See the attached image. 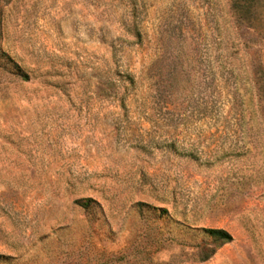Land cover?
I'll list each match as a JSON object with an SVG mask.
<instances>
[{"label":"rangeland","instance_id":"rangeland-1","mask_svg":"<svg viewBox=\"0 0 264 264\" xmlns=\"http://www.w3.org/2000/svg\"><path fill=\"white\" fill-rule=\"evenodd\" d=\"M0 264H264V0H0Z\"/></svg>","mask_w":264,"mask_h":264},{"label":"trees","instance_id":"trees-1","mask_svg":"<svg viewBox=\"0 0 264 264\" xmlns=\"http://www.w3.org/2000/svg\"><path fill=\"white\" fill-rule=\"evenodd\" d=\"M205 233L209 234L211 237L215 238L216 240L220 241L221 243H229L233 240V237L224 230L219 229H205ZM213 253L208 254L206 257H204L202 260L206 261L208 260Z\"/></svg>","mask_w":264,"mask_h":264}]
</instances>
